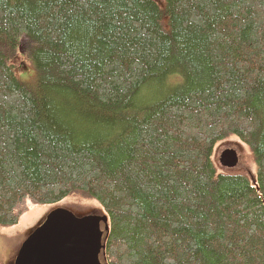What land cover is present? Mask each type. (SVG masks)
Wrapping results in <instances>:
<instances>
[{"label": "trees", "instance_id": "16d2710c", "mask_svg": "<svg viewBox=\"0 0 264 264\" xmlns=\"http://www.w3.org/2000/svg\"><path fill=\"white\" fill-rule=\"evenodd\" d=\"M70 197L101 264H264V0H0V227Z\"/></svg>", "mask_w": 264, "mask_h": 264}, {"label": "water", "instance_id": "95a60500", "mask_svg": "<svg viewBox=\"0 0 264 264\" xmlns=\"http://www.w3.org/2000/svg\"><path fill=\"white\" fill-rule=\"evenodd\" d=\"M219 163L226 169L238 164L235 150L226 149ZM108 217H76L65 209L49 213L21 245L18 264H101L102 241L108 233Z\"/></svg>", "mask_w": 264, "mask_h": 264}, {"label": "rangeland", "instance_id": "374dc122", "mask_svg": "<svg viewBox=\"0 0 264 264\" xmlns=\"http://www.w3.org/2000/svg\"><path fill=\"white\" fill-rule=\"evenodd\" d=\"M22 42L23 46H27L24 40ZM25 55L26 47L21 52L22 57ZM23 63L26 66L25 71L18 69L16 76L20 80L32 84L35 80V71L26 59ZM235 142H238L236 138H230L216 147V153L212 160L218 173L231 172L247 174L246 170H250L251 172L255 170L252 154L244 145L242 149H239ZM226 149L235 150L237 153L238 164L234 169H226L219 163L220 154ZM56 209H65L78 218L86 215H100V207L96 203L78 197H70L59 204L51 206L29 205L26 213L22 215L17 225L10 228L0 227V264H16L17 253L23 242L40 226L45 217Z\"/></svg>", "mask_w": 264, "mask_h": 264}]
</instances>
